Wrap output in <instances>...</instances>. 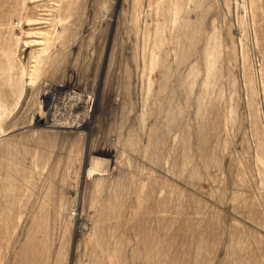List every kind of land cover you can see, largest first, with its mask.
I'll return each instance as SVG.
<instances>
[{
	"label": "rangeland",
	"instance_id": "obj_1",
	"mask_svg": "<svg viewBox=\"0 0 264 264\" xmlns=\"http://www.w3.org/2000/svg\"><path fill=\"white\" fill-rule=\"evenodd\" d=\"M0 264H264V0H0Z\"/></svg>",
	"mask_w": 264,
	"mask_h": 264
}]
</instances>
